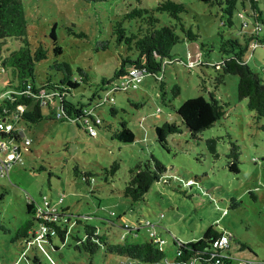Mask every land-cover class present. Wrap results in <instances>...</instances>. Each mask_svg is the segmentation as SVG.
I'll use <instances>...</instances> for the list:
<instances>
[{
	"label": "rangeland",
	"instance_id": "1",
	"mask_svg": "<svg viewBox=\"0 0 264 264\" xmlns=\"http://www.w3.org/2000/svg\"><path fill=\"white\" fill-rule=\"evenodd\" d=\"M22 1L29 25L28 38L34 43L44 38L49 43V34L56 26L58 44L64 51L60 58L68 62L78 76L77 67L87 72L90 83L83 85L80 91L84 92L83 100L88 102L94 92L101 91L96 84L103 77L113 78L126 56L125 44L118 45L111 36L113 26L122 20L123 26L130 29L128 32L136 31L138 21L123 19L124 15L137 6L153 10L162 0H142L141 3L138 0ZM178 1L187 7L182 15L184 26L197 35V40H182L173 45L174 62L161 74L166 83L165 100L160 81L149 74L137 89L115 94L117 114L111 113L108 103L100 109L111 127H97L92 123L96 135H91L75 121L52 118L47 106H43L45 118L41 122L18 124L22 136L31 140V145H24L23 140L20 146L24 163H15L9 174L0 175V264H123L129 260L106 253L103 246L94 255L85 251L81 243L86 236L84 225L95 226L99 234L113 244L141 243L150 238L147 227L143 226L147 222L154 226L158 237L165 240L168 259H174L176 254L174 239L183 243L197 241L214 225L233 236L231 248L225 251L233 257L231 264H237L236 259L241 254L251 257L248 248L253 251V257L256 253L264 260V129H261L264 119L256 124L247 100L239 99V77L226 75L219 84L215 96L228 103L226 115L198 138H192L183 128L181 134L169 137L170 151H167L157 143L155 133L156 125L181 124L175 108L185 100L198 95L210 98V92L214 91L213 79L217 76L212 65L221 61V35L224 38L238 36L243 40L240 31L254 28L251 2L245 0L242 4V0H238L233 25L229 27L223 25L226 17L217 5L200 0ZM257 9L258 16L264 19V0H257ZM155 15L161 20L159 25L175 23L167 13L156 12ZM262 26L264 34V23ZM80 31L86 32L87 37L75 35ZM176 31L185 36L180 26ZM21 45L20 39L8 38L1 47L0 94L19 83L12 70L2 66V58ZM52 53L50 44L49 61L36 66L38 84L47 80L48 75H57V70L50 69ZM128 53L132 59L138 55L134 50ZM246 56L248 64L264 78V45L260 44L255 51L250 49ZM199 59L210 66L189 67L193 65L191 61L196 64ZM60 78L59 75L54 80ZM176 84L180 86V94L174 98L171 89ZM134 102L142 105L137 107ZM123 121L135 135L131 143L113 138V132ZM217 136L220 137L217 143L220 157L215 159L207 150L206 140ZM232 141L240 149L238 174L227 167ZM155 159L167 168V178L155 182L145 200L133 203L123 194L131 177L130 170L140 163L153 164ZM114 161H118L120 167L111 175L109 169ZM86 174H90L88 179ZM44 197L72 221L64 241L59 237L53 239L58 250L45 241L39 249L15 239L17 229L31 217L26 209L28 201L43 204ZM77 219L82 223H76ZM124 225L141 226L138 235ZM242 243L248 248L241 250Z\"/></svg>",
	"mask_w": 264,
	"mask_h": 264
},
{
	"label": "trees",
	"instance_id": "2",
	"mask_svg": "<svg viewBox=\"0 0 264 264\" xmlns=\"http://www.w3.org/2000/svg\"><path fill=\"white\" fill-rule=\"evenodd\" d=\"M91 3L108 2L109 0H84ZM142 0H138L141 3ZM209 5H217L223 12V25L231 27L233 25V14L237 8L238 0H200ZM245 0H242V4ZM251 7L253 9V15L255 18L254 28L252 30L243 29L240 31L243 40L238 36L231 38H224L221 35L219 51L221 54V61L214 63L212 66L217 71V76L213 79L214 91L210 92V98L204 95H198L189 98L183 102L181 106L175 108V114L179 117V122H165L162 125L155 126L156 141L161 148L170 151L168 147L169 137L173 134H181L183 128L190 132L192 138H198V135L210 128H212L218 121L226 115L225 106L228 103L221 102L215 96V91L218 89L219 84L224 82L226 75H237L238 81V97L240 100H247V106L250 111L254 113V120L260 123L264 119V78L252 68L247 62V52L255 51L260 45H264V34H262L264 19L258 16L257 12V0H250ZM141 5V4H139ZM246 8V6L244 7ZM167 13L171 16L174 24H163L160 18L155 13ZM187 12L185 3L178 0H162L153 10H149L144 7L137 6L132 8L124 15L123 19L137 20L138 28L136 31L128 32L129 28L123 26V21H118L113 26L112 37L115 38L118 45L125 44L126 56L122 58L121 64L114 71L113 78L103 77L99 86V90L94 92L88 99V102L83 100L84 92L80 91L81 87L90 83V78L81 67H77L80 75L78 76L68 62L63 61L60 57L64 53L61 45L58 44V36L56 33V26H53L51 33L49 34L50 41L46 42L44 38L37 43L32 42L28 38V20L24 3L22 0H0V51L2 45L8 38H18L22 41V45L16 51H13L10 55L2 58V66L4 68L9 67L12 70L14 77L19 79V83L14 86L10 91H6L0 94V114L3 117L14 116L19 106H23L25 111L21 113L20 122H24L27 125L41 122L45 117L43 115V106H47L51 110L50 115L52 118L60 121H75L80 124L81 127L88 129L92 127L97 132L95 126L100 127L105 125L111 127L102 114L99 112L103 106L107 103L111 105L110 111L113 115L118 113V109L115 107V94L118 91L129 92L130 89H137L143 82L146 75H153L160 81L162 99H166V83L164 81L163 71L168 64L174 62L171 54V49L174 44L182 41H196L197 35H195L191 29L185 28L184 18L182 15ZM242 26L244 27V24ZM180 26L185 36L182 37L177 33L176 29ZM132 30V29H131ZM76 36L87 37L86 32H75ZM51 44V50L53 55L51 57L50 69L57 70V75H48L47 80L36 83V66L38 63L49 61V48ZM104 47V46H103ZM134 50L138 55L132 59L128 51ZM2 56L0 55V58ZM193 65L189 67L199 66L201 69L210 66L207 61L199 59L195 62L191 61ZM130 65L129 67H127ZM132 70H138L141 73L139 81L135 82L134 86H130L127 89L122 87V83L126 80H130ZM206 74V72L204 73ZM61 76L59 81L54 80V77ZM114 79H120L118 83L113 82ZM210 79H212L210 77ZM206 81V79L204 78ZM91 85L89 84L88 87ZM203 89H207L203 86ZM41 89H45L46 93L50 94L53 99V103L41 104L38 98L30 95L28 92L32 91L37 93ZM85 89V88H83ZM98 89V87H97ZM173 97L175 98L180 94V86L174 85L171 89ZM80 94V96H78ZM135 106H141L139 102H134ZM88 108H93L94 114L89 115V122L86 123L84 119V111ZM159 110V109H158ZM60 114L58 117L57 115ZM99 118L100 120L98 121ZM18 127V125H17ZM264 129V125L261 126ZM92 135V134H91ZM96 135V134H95ZM6 133L0 132V138L5 139ZM113 138L124 142L131 143L135 140L134 133L127 127L126 122L120 123V128L113 132ZM15 142H22L24 137L18 127V131L10 135V138ZM220 137H210L206 140V146L208 152L215 159L220 157L217 151V143ZM31 144H29L30 146ZM230 153L228 154L227 167L231 172L239 173V145L234 141L231 142ZM20 152H21V146ZM22 154V152H21ZM23 158V156H22ZM24 163V159H23ZM22 163V164H23ZM120 167L118 161H114L113 166L109 169L111 175H115ZM108 172V169H107ZM131 177L126 183L123 190L125 197L129 198L133 203H137L145 200L146 194L150 191L155 182L165 180L167 174V168L155 159L153 164L150 162L141 163L130 170ZM90 174H86L87 179ZM170 181L169 179H167ZM191 182L188 181L187 185ZM60 200V199H59ZM27 213L30 214V218L25 221L16 232L15 239H22L26 242L27 247L39 248L41 242L51 244L56 250L58 246L53 243V239L59 237L62 241L65 240L69 231V224L72 221L69 217H65L63 210L59 211L60 218L56 221H46L48 227V233L41 238L43 241H35L36 235L33 232L42 224L45 219H40L37 216V204L35 201H28L26 205ZM163 217V214L161 215ZM76 223H82L79 219ZM73 222V223H75ZM147 227L149 239L141 243H110L105 235H100L98 229L95 226L85 224V240L81 239L84 250L94 255L98 252L100 247H104L105 252L108 254H116L127 258L128 262L123 264H187L190 260H195L197 264H216V257L222 254L220 264H231L232 258L230 254L225 253L226 250L231 248V241L233 236L231 233L224 229H218L216 226H209L203 236L197 241L180 242L174 239L173 245H175L176 254L174 259L167 258V252L164 249L165 240L158 237L154 226L151 223L143 225ZM130 232H134L135 236L138 235V231L141 226L131 228L124 225ZM51 230H55V234L52 235ZM153 232V235L151 233ZM222 235H227L229 238L228 248L221 250L214 247L213 243L216 239ZM31 240V244L29 241ZM80 240V239H79ZM247 248V244H241V250ZM45 251V250H43ZM258 257V255H257ZM237 264H263L256 258H244L240 257L236 259Z\"/></svg>",
	"mask_w": 264,
	"mask_h": 264
},
{
	"label": "built area",
	"instance_id": "3",
	"mask_svg": "<svg viewBox=\"0 0 264 264\" xmlns=\"http://www.w3.org/2000/svg\"><path fill=\"white\" fill-rule=\"evenodd\" d=\"M131 79L126 80L122 83V87L124 89H127L130 86H134L136 81H139L141 78V73L138 70H132L131 72ZM30 95L34 96L35 98H38L41 102V104H47L49 101L50 104L53 103V99L50 96V94L46 93L45 89H41L37 93H34L32 91L28 92ZM94 109L93 108H88L84 112V119L85 122H89V115L94 114ZM25 111V108L23 106H19L16 114L11 117H3L0 114V132L1 133H6L7 137L5 139L0 138V175L5 176L9 174V169L15 164L23 163V158L22 154L20 152V143L21 142H15V140H10L11 134H14L18 131V121L20 119L21 113ZM58 117L60 114L57 115ZM98 121L100 120L97 118ZM89 133L92 135H95V130L92 127H89ZM31 144V140L26 138L24 140V145L29 146ZM64 195L60 197V202L63 201ZM56 206L54 203L50 200H47L46 197H44V202L43 204H37V216L40 219H45V221L42 224H39V227L36 228L33 232L36 235V240L35 241H43L41 238H43L47 233H48V227L46 226V221H58L60 218V213L57 210ZM52 235L55 234V230H51L50 232ZM153 235V232L151 233ZM31 244V240L29 241ZM214 247L221 250L223 248H228L229 245V238L227 235H222L218 239H216L213 243ZM222 254H219L216 257V264L221 263L222 259ZM187 264H197L195 260H190Z\"/></svg>",
	"mask_w": 264,
	"mask_h": 264
},
{
	"label": "crops",
	"instance_id": "4",
	"mask_svg": "<svg viewBox=\"0 0 264 264\" xmlns=\"http://www.w3.org/2000/svg\"><path fill=\"white\" fill-rule=\"evenodd\" d=\"M248 248V247H247ZM247 248H245V249H247ZM249 249V251L251 252V257L253 258V251L250 249V248H248ZM255 255V257L254 258H256L257 260H259V261H261V262H264V260L262 259V258H259V257H257V254L255 253L254 254ZM241 257H244V258H250V257H246V255L245 254H241ZM264 264V263H263Z\"/></svg>",
	"mask_w": 264,
	"mask_h": 264
}]
</instances>
